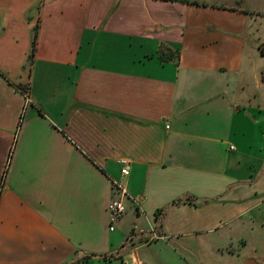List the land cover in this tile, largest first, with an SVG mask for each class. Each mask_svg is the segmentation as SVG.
I'll list each match as a JSON object with an SVG mask.
<instances>
[{
    "label": "crops",
    "instance_id": "crops-1",
    "mask_svg": "<svg viewBox=\"0 0 264 264\" xmlns=\"http://www.w3.org/2000/svg\"><path fill=\"white\" fill-rule=\"evenodd\" d=\"M187 1L0 0V264H149L123 241L181 246L258 206L264 0ZM192 88L212 117L176 103ZM114 182L139 200L125 201L120 231L107 213Z\"/></svg>",
    "mask_w": 264,
    "mask_h": 264
},
{
    "label": "rangeland",
    "instance_id": "rangeland-1",
    "mask_svg": "<svg viewBox=\"0 0 264 264\" xmlns=\"http://www.w3.org/2000/svg\"><path fill=\"white\" fill-rule=\"evenodd\" d=\"M245 3L246 0L234 1V4L238 6L241 4L245 5ZM254 26L259 29V32L264 38V20H259ZM251 30L252 32L249 35L248 41H253L252 43L255 44V27H249L248 31ZM252 43H247L248 49L253 48ZM263 45L264 44L262 43L258 45V54H264ZM166 56H168V58L171 57L173 61L176 59V55L172 54L169 56L167 52H165V56L162 58L166 59ZM262 57L260 56V60L259 56L254 58V62L258 65V67H262L264 65V56ZM148 63H151V60ZM140 69L139 70L142 72H153V70L144 67ZM262 72H264V68H262L259 73L260 80ZM191 90L194 92H179L176 103L178 105L181 103L180 106H182V103L185 102L187 107H190V104H194V107L187 109L188 112L190 111L188 116H194V112H196L198 108H201L200 110L202 114L206 117H212L213 113H206L211 108V100L204 101V93H199L198 90H195V88H192ZM200 100H203V102ZM203 107L207 110H203ZM244 108H242L236 115L242 116L244 113L247 115V108ZM240 119V117H235L232 120V123L241 122ZM214 120H218L219 123L223 124L218 128L216 127V131L218 133L227 134L229 130L228 126L230 125L231 120L228 113L220 111L216 114ZM244 121H246L245 125L247 133L242 136H246L247 134L248 137L250 135V131L248 129L249 122L246 119ZM115 227L117 231H120L118 224ZM179 241L181 242V246L176 242L171 243V241H168V244H166L165 241L155 240L149 245L146 244L139 248H136V246L139 245L138 243L134 245L135 247H130L131 245L128 240H124L123 242L126 246L128 245L127 247L129 249L133 248V251H137L142 258L149 260V264H247L246 261H253L254 264H264V197H261L260 203L257 207L253 208L252 212L231 220L222 219L221 225H218L213 231H206L199 233L198 235L195 234L188 237H181ZM128 248H126V250ZM124 252L125 251L121 252L123 253V256H125ZM117 262L121 264L119 259H117Z\"/></svg>",
    "mask_w": 264,
    "mask_h": 264
},
{
    "label": "built area",
    "instance_id": "built-area-1",
    "mask_svg": "<svg viewBox=\"0 0 264 264\" xmlns=\"http://www.w3.org/2000/svg\"><path fill=\"white\" fill-rule=\"evenodd\" d=\"M29 101L28 96L25 94V100L24 105H26ZM121 164L120 167V175L121 177H125L129 174L130 171V165L129 162L126 160H120ZM113 187L115 190V196L112 197L107 205V213H108V221H109V229L113 230L116 223L120 220V218L124 215L126 212V204L125 201H130L135 206L139 204V200L136 197H132L129 195L127 188L120 182H114ZM154 229H152V237L151 240L155 239H164L163 236L155 235ZM129 237V236H128ZM131 238V237H130Z\"/></svg>",
    "mask_w": 264,
    "mask_h": 264
},
{
    "label": "trees",
    "instance_id": "trees-1",
    "mask_svg": "<svg viewBox=\"0 0 264 264\" xmlns=\"http://www.w3.org/2000/svg\"><path fill=\"white\" fill-rule=\"evenodd\" d=\"M45 0H41V2L39 3V5L43 4ZM181 1H185V2H190V1H187V0H181ZM38 5V6H39ZM38 23H36L32 29V37H31V42H30V50H29V54H28V62L29 63H32L33 61V58H34V53H35V45H36V38H37V26ZM261 81L264 82V72L261 73ZM12 85L17 89L19 90L21 93H25L26 92V89L29 88L28 85H22L21 83H18V84H15V83H12ZM84 259L82 260H78L76 261L75 263H79L80 261H83Z\"/></svg>",
    "mask_w": 264,
    "mask_h": 264
},
{
    "label": "water",
    "instance_id": "water-1",
    "mask_svg": "<svg viewBox=\"0 0 264 264\" xmlns=\"http://www.w3.org/2000/svg\"><path fill=\"white\" fill-rule=\"evenodd\" d=\"M247 264H250L249 261H246Z\"/></svg>",
    "mask_w": 264,
    "mask_h": 264
}]
</instances>
